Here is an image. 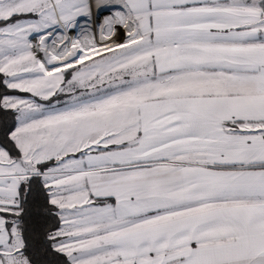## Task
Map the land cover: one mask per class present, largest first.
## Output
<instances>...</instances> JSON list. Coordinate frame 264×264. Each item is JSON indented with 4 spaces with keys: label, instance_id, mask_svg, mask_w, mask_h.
<instances>
[{
    "label": "snow or ice",
    "instance_id": "6c2138e0",
    "mask_svg": "<svg viewBox=\"0 0 264 264\" xmlns=\"http://www.w3.org/2000/svg\"><path fill=\"white\" fill-rule=\"evenodd\" d=\"M0 264H264V0H0Z\"/></svg>",
    "mask_w": 264,
    "mask_h": 264
},
{
    "label": "trees",
    "instance_id": "16d2710c",
    "mask_svg": "<svg viewBox=\"0 0 264 264\" xmlns=\"http://www.w3.org/2000/svg\"><path fill=\"white\" fill-rule=\"evenodd\" d=\"M2 78V77H0ZM0 122H8L10 123L11 122V117L10 115H5L4 113H0Z\"/></svg>",
    "mask_w": 264,
    "mask_h": 264
}]
</instances>
